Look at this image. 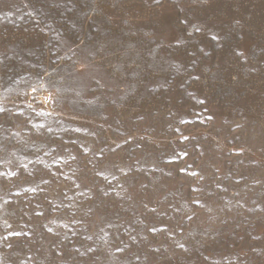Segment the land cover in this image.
<instances>
[{"label":"rangeland","instance_id":"rangeland-1","mask_svg":"<svg viewBox=\"0 0 264 264\" xmlns=\"http://www.w3.org/2000/svg\"><path fill=\"white\" fill-rule=\"evenodd\" d=\"M0 264H264V0H0Z\"/></svg>","mask_w":264,"mask_h":264},{"label":"snow or ice","instance_id":"snow-or-ice-1","mask_svg":"<svg viewBox=\"0 0 264 264\" xmlns=\"http://www.w3.org/2000/svg\"><path fill=\"white\" fill-rule=\"evenodd\" d=\"M0 111H2V110H0Z\"/></svg>","mask_w":264,"mask_h":264}]
</instances>
